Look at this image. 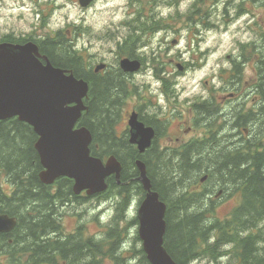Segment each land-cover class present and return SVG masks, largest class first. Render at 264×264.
<instances>
[{"label": "trees", "instance_id": "obj_1", "mask_svg": "<svg viewBox=\"0 0 264 264\" xmlns=\"http://www.w3.org/2000/svg\"><path fill=\"white\" fill-rule=\"evenodd\" d=\"M254 1L258 2L259 0ZM251 2L252 0H240L236 9L238 15L247 12ZM230 7L231 1L225 8V15L228 14ZM253 26L255 28L262 27L257 22ZM260 27L255 31L256 42L254 40L247 45L242 43V50L247 51L233 60V68L230 73L234 78L232 89L240 90L244 68L246 63L256 60L253 56V52H255L258 58L259 76L250 87L251 97L254 95L255 98L264 102V29ZM54 47L56 57L52 64L64 70H72L77 78L87 81L85 61L80 50L76 49L68 40L62 39L59 43L54 44ZM106 81L105 78L93 80L92 91L95 101L90 111L83 115L80 125L86 126L92 132L93 142L90 148L93 156L101 159L114 156L123 166L122 184L119 186L114 179L108 181L111 191L119 189L118 197L114 195L111 199L117 201L120 196L126 203L131 193V185L141 192V196H145L138 180L140 172L136 166L138 160L143 161L153 189L159 192L161 200L168 205L167 221L169 226L174 227L167 231L165 247L178 264H187L197 256V239H205L206 228H201L199 222L204 215L210 212V209L206 208H196L195 212L190 211L192 201L197 199L198 194L191 192L190 187H187L198 182L197 174L201 170L200 163L205 159L197 155V148L202 145L194 146V149L187 147L183 155L176 158H163L161 156L163 152H157L152 156V151L145 155H139L136 147L129 143L128 137L120 136L118 133L121 118L119 109L122 106L118 98L122 96L121 89L117 91L116 86H109V80ZM217 98V111L220 113L223 105L218 95ZM240 115V121L236 125V129L238 128L240 132L252 121L262 122V113L255 116L250 111L247 116H242L243 113ZM256 133L252 134L253 139L234 140L235 147L228 145V149H223L222 153H219L222 160L216 162H219L216 167L218 172L215 170V166L207 169L209 180L215 179L218 185H223L228 179L242 191L243 202L239 207L233 209L231 213L233 219L227 221L226 229L234 236H238L239 232L242 235L247 233L238 239L236 250L237 257L245 264H264V141H262V134H258L257 131ZM37 139L33 130L18 119L0 122V214L16 217L19 220L20 225L16 231L37 234L40 239L47 237L48 242H51L52 238L48 236L52 230H58L57 219L54 218L55 207L65 199L72 200L73 181L63 178L57 181L54 186L42 184L39 174L43 168L35 149ZM180 151L182 150L178 152ZM4 183L8 186H5ZM172 215H177L180 219L173 223ZM21 225H26V227ZM112 232L118 233L113 244L102 240L99 246L98 243L94 244L92 239H89L86 244L88 247H84L79 244L78 240H70L68 245L75 246L71 259L78 261L77 264H91L90 260L86 258L88 250L93 255L95 251L101 253L102 250H96V248L102 247V249L108 250L107 255L113 258L114 263L119 264L122 253H117V250L126 233L122 230V234H120L121 230L119 231L117 228H112L109 235H112ZM136 240L139 241L138 237ZM43 250L46 253L45 256L53 254L46 247ZM139 253L142 256L141 264H149L143 251L140 250ZM64 258L68 260L66 255ZM94 260L95 256H93L92 262ZM125 262L123 261L121 264Z\"/></svg>", "mask_w": 264, "mask_h": 264}, {"label": "rangeland", "instance_id": "obj_2", "mask_svg": "<svg viewBox=\"0 0 264 264\" xmlns=\"http://www.w3.org/2000/svg\"><path fill=\"white\" fill-rule=\"evenodd\" d=\"M230 1L231 7L228 14L225 15V8L228 7ZM13 2L17 4L31 2L34 4V6L37 4V0H13ZM187 2L189 3V8L184 14L177 12L175 15H171L167 19L162 18V20H158L152 19L153 15H157L153 11L157 4H166L168 6L174 7L179 3V0H114V3H116L118 6L122 5L126 9L125 15L132 18L120 21L118 26L106 27L101 33L96 34L92 38L105 43L115 44L116 53L114 63L117 60L116 54L119 55V53H130L129 46L126 50L119 51V44L122 43V41L127 40L130 42L138 39L135 45L137 47L138 54L147 58L148 66L149 68L153 69L154 77L159 80L161 77L166 78L168 83H166L165 88H167V85L170 82H175V93L179 95L181 102L187 100V108L189 109L194 107V105L199 104L201 96L206 97L212 92L217 95L218 92H220L218 96L221 100V90H225L228 87H234V78L230 73L233 68L232 62L244 51H247L242 50V43L247 45L254 40L255 42L257 41L255 31H257V28L260 26L255 28V26H253V21H256L257 24L262 26L260 28L264 29V0H259L258 2L252 0V2L248 5V11L240 15H238V12L236 11L240 0H223L224 7L222 9L219 8L222 0H187ZM65 3L77 4L81 11L86 12L88 10L81 8L78 0H40L41 15L39 16V23L31 21H25V23L31 30L36 26L43 36L53 35L54 37L58 31H61L60 34L63 37V40L70 41L75 39L76 44L79 37L83 36L85 33L90 34L91 30L83 27L82 25L72 24H66L62 30L57 31H53L47 27L50 17L55 13L60 12L63 9ZM194 5H196L195 8H193ZM233 10H235L234 13ZM1 14L3 16L2 12ZM241 17H247V19L241 20ZM17 19H23V16L21 15ZM151 20L159 23L156 29L154 31H141V23L150 25ZM160 21H163V24H161ZM238 21L239 23H237ZM197 25L200 27L197 28ZM233 25H236V27L233 28ZM7 26H12L19 30L17 24H10ZM161 29H163L166 33L171 31L176 35L177 39L165 42L162 38L161 43H166V47L162 51L159 50V48L154 51L150 47L151 40L153 34L157 31H160ZM182 29H187L188 31V36L186 37L188 44L186 47L191 52V58L188 62L183 60L182 54L179 51H177L175 55L167 54L172 48H175L179 44V36ZM19 31L22 33H27L21 30ZM205 43H207L209 46L201 51V46ZM146 46L149 47V51L147 53L139 51L141 48ZM79 50L85 57L87 56L88 58L91 57L92 59L106 60L103 57H99L98 54L91 53L86 46L80 47ZM108 50L111 51L110 49ZM253 56L256 58V60L251 63H246L242 79L243 82L239 86L240 89H250L252 83L256 81V77L259 76L257 67L258 58L256 57L255 52H253ZM172 60H175V62H172ZM225 62H227L230 67H224L223 65ZM179 65H188V68L184 72H180L178 69ZM205 69L206 71H204ZM197 71L201 73L199 79H197L195 75ZM190 72L193 73L191 76L189 75ZM156 75L160 76V78H157ZM213 79H216L220 82V87H216L211 83ZM182 80L183 83H181ZM194 80L196 81L195 83H193ZM138 84L142 85L139 89L141 90L142 95L145 96L148 93V88L150 85L141 81H138ZM170 87L171 85H169V89ZM172 90L173 88L171 91ZM253 97L254 95L249 98L250 105H252ZM171 101H173L174 104L178 103V100H174L173 98H171ZM222 101L224 100L222 99ZM230 104L231 101L222 102V105H227V108H233V106H235V108L237 107V102L235 105L228 107ZM129 110L130 108L126 107L124 114ZM130 115L128 116L126 122L121 120L119 129L120 134L122 131L126 130ZM217 124L220 132L222 130L223 121L219 119ZM188 126H186V128ZM229 133L230 134L228 136L218 137L223 147H226L227 140H231L229 139L230 135L234 133V131H232V126L229 130ZM242 133L243 136L247 135L244 132ZM223 134H228L227 129L223 131ZM197 176L198 183L193 187L192 191H203L204 187L202 184L205 185V182H199V180L201 181V179L205 176V173L202 172ZM4 185L8 186L6 183H4ZM130 190L131 193L126 203L120 196V205H117L116 200L112 199L114 205H109V207L114 206L115 215L107 224H102L99 220V216L104 211H106V209H101V211L97 212L95 216L88 215L90 209L96 208L100 203L106 200L92 202L89 200L80 199L78 202L70 204L69 208H60L59 213L62 216L61 223L63 232L65 234L74 233L82 225L83 227L81 232L83 235L91 236L100 234L99 236L102 238L99 241L103 240L104 242H110L113 244V242H115L117 239L118 233L112 232V235L108 236V234L111 232L110 230L112 228H117L119 231L121 230L120 234H122V230H124L126 235L124 240L119 245V250L121 253H128L126 256L127 260L124 264H129V261L132 259H135L137 264H141L142 256L139 253L141 249V243L139 242V238V241L136 240V237L138 236V225H136L135 222L141 199V192L136 190V188L132 185ZM230 194V191L226 193L224 201L214 208L213 215L212 211L207 214V217L210 221L206 223L209 227L211 225H215L216 222L213 221H218V219L221 221L224 217H229L235 208L234 206L239 203L241 199L240 195L235 194L234 198H232V195L230 196ZM132 197L136 198L137 203L135 206L130 204ZM237 198H239L238 201H236ZM216 204H218V201H216ZM129 212L131 213L130 215L128 214ZM258 228L260 227L258 226ZM209 236L212 235L209 233ZM125 244L129 245L127 249L123 248V245ZM137 245H139V247H137ZM96 249H101L102 252L93 254L95 256V260L92 262V264H113L110 256L103 253L102 247ZM222 250L230 251V254L227 255L229 258L227 264H241L235 254L231 253L233 250V245L227 249L223 247ZM4 262V256L0 255V264H3ZM196 262L197 264H220V257L217 258L216 255L211 252V250L206 249L204 252H202L201 256L196 260Z\"/></svg>", "mask_w": 264, "mask_h": 264}, {"label": "water", "instance_id": "obj_3", "mask_svg": "<svg viewBox=\"0 0 264 264\" xmlns=\"http://www.w3.org/2000/svg\"><path fill=\"white\" fill-rule=\"evenodd\" d=\"M94 0H80L83 7ZM38 47L26 45H0V121L19 118L33 127L38 135L35 148L44 171L41 182L53 185L68 177L75 181L74 193L87 191L89 196L107 190V179L115 175L120 179L122 166L111 157L106 163L91 155L92 134L86 127H77L83 112L89 86L67 70L55 68L49 61H40ZM125 72L140 70L137 61L124 60ZM102 68V67H100ZM132 144L140 153L150 147L154 131L137 120L130 119ZM140 181L147 192L139 211V236L151 264H176L164 247L167 230L166 205L153 190L145 164L137 162ZM16 220L0 215V233L14 230Z\"/></svg>", "mask_w": 264, "mask_h": 264}, {"label": "flooded vegetation", "instance_id": "obj_4", "mask_svg": "<svg viewBox=\"0 0 264 264\" xmlns=\"http://www.w3.org/2000/svg\"><path fill=\"white\" fill-rule=\"evenodd\" d=\"M2 3L3 0H0V4ZM40 11V0H37V4L33 8V13L40 16ZM0 18H2L1 12ZM6 27L8 29L7 31L5 30ZM57 34L58 32L54 37L53 35L50 37L43 36L36 26L31 31L22 33L17 28L6 26L0 23V45L26 44L28 42H33L39 46L40 54L42 56L40 60L44 64L47 62V59L51 62L54 60V57H56L54 44L58 43L59 34ZM137 41L138 39L130 42L127 40L122 41V43L119 44V51L126 50L128 46L131 47L135 45ZM116 57L117 60L115 63L114 59L112 61H107L104 59H92L91 57H87L85 60L86 74L88 75L87 82L90 88L89 97L86 101L87 106L90 110L93 102L95 101L93 91H91L93 89V80L95 78H98L99 80L105 78V82H107L106 80H109V86H116L117 91L121 89V93L124 94L123 97L125 104L122 111V121L126 122L128 116L132 114L133 116L137 117L139 122L143 123L146 127L151 128L154 131L155 139L152 156L158 151L163 152L161 155L163 157L168 155L175 156L178 154V152H172V150L176 151L183 149L182 147L184 145L192 143L195 145L198 144V146L202 145L197 148V153L199 154L200 158L206 157L216 159L220 156L219 153H222L223 149L229 148L223 147L218 137L228 136L230 134L229 130L231 126L232 131H235L237 122L240 121V114L243 113L242 116H247L250 114V111H252L254 115L261 114V100L256 102V98L254 97L252 99L253 105L249 104V98L251 95L249 88L240 89L238 91L237 89H232L231 91H229V89L221 90V102L231 101V104L228 107L235 105L237 102L236 108L235 106H233V108H227V105H224L225 108L219 111L220 113H218L217 95H219V92L217 95L212 92L206 97L201 96L199 104H196L194 107L188 109L186 103L187 100L181 102L179 95L175 93V82H170L167 85V88H165L168 80L166 78H160V76L156 75L157 78H160L162 81V88L160 90L165 93L167 98L166 106H159L156 103V97L150 95L149 92L145 96L142 95L141 90L139 89L142 85H139L138 80L135 79L138 75L144 74L146 69L149 68L147 58L140 56L138 54L137 47L134 46L132 47L130 53H119V55L116 54ZM123 59L139 61L141 64V70L139 73H125L121 69V61ZM172 62H175V60H172ZM100 66L102 68H99ZM178 67L181 68V70H179L180 72H184L188 68V65H179ZM169 85L173 87L172 91L169 89ZM171 98L178 100V103L174 104L173 101H171ZM222 99L224 101H222ZM126 107H129L130 110L124 114ZM218 118H221L227 124V135L222 133L224 128H222V130L219 132L217 124ZM186 126L188 127L186 128ZM248 127L255 131V129L251 127V124H248ZM260 128L262 129L259 130V132L262 133L264 131L262 122L260 123ZM249 131V129H245L247 134ZM238 134L239 132L232 133L230 135L233 137L230 145L234 146V140L236 138L235 135ZM238 138L246 140L251 139L252 137L249 135L248 137ZM226 144L229 145L228 140L226 141ZM183 153L184 149L183 151L179 152V155L181 156ZM216 171L219 170L216 169ZM222 194L223 191H220L218 195H216L214 191L213 193L206 194L204 195V202L206 201L207 205H212L216 201L221 203L224 201V199L219 198L222 196ZM68 205L69 204H65V206H62L61 208H69ZM215 230L211 234V238L217 237ZM17 235L18 233L0 234V240H7L5 245L4 242L1 244L4 246H12L10 249H6L4 252L0 250V254L4 255L5 258V262L3 264H46L48 262V257L42 255V244H40L41 240L37 237V234L20 233L19 235L21 236L19 239L14 238ZM49 237L53 238L54 243H59L58 241L63 242L65 234L53 232ZM68 243L69 241H67L65 245ZM210 245L214 244L211 243ZM58 250L62 257L66 255L67 258L72 252V248L68 249L64 247L62 249L61 247H58L51 256V260L53 263L55 262V264H59L57 261L59 259V256L57 255ZM61 264H65V262H62Z\"/></svg>", "mask_w": 264, "mask_h": 264}, {"label": "clouds", "instance_id": "obj_5", "mask_svg": "<svg viewBox=\"0 0 264 264\" xmlns=\"http://www.w3.org/2000/svg\"><path fill=\"white\" fill-rule=\"evenodd\" d=\"M223 7L224 3L222 0L219 8L222 9ZM33 8L34 5L31 2H26L25 4H17L14 3L13 0H3V3L0 4V12L3 13L2 18H0V23L6 26L10 24H17L19 30L24 32L31 31L25 21L39 23L40 19L38 14L33 13ZM188 8L189 3L187 2V0H179V3L174 7L168 6L166 4H157L154 7L153 11L157 14L156 19L159 20L162 18L167 19L169 16L175 15L177 12H179L180 14H184L188 10ZM234 11L235 10H233V13ZM125 12L126 9L122 5L118 6L116 3H114V0H95L93 6L86 12L81 11L77 4L65 3L63 9L60 12H57L50 17L47 27L53 31H57L62 30L66 24H72L82 25L83 27L90 29V34L85 33L83 36L77 39L75 47L79 49L82 46H86L91 53L98 54L99 57H103L107 61H112L115 58L116 53L115 44L105 43L103 41L93 39L92 37L98 33H101L106 27L118 26L120 21L131 19L132 17L126 16ZM21 15L23 16V19L18 20L17 18ZM243 19H247V17H241V20ZM237 23H239V21ZM196 27L199 28L200 26L197 25ZM232 27L235 28L236 25H233ZM5 30H8L7 27L5 28ZM187 36V29H182L179 36V44L175 48H172L167 54L175 55L176 52L179 51L182 54V58L185 62L190 61L191 52L186 47V45L188 44V41L186 39ZM162 38L165 42L177 39L176 35L171 31L166 33L163 29H161L160 31H157L153 34L150 45L152 50L155 51L157 50V48H159V50L162 51L166 47V43H161ZM208 46L209 45L205 43L201 46L200 50L202 51ZM108 49H110L111 51H109ZM139 51L147 53L149 51V47H143ZM223 66L226 68L230 67L227 62H225ZM204 71H206V69ZM192 74L193 73L191 72L189 73L190 76ZM195 75L197 79H199L201 73L197 71ZM135 79L149 84L150 87L148 88V92L150 95L156 97L157 105L166 106V95L160 90L162 88V81L154 77L152 68H147L144 74L138 75ZM195 82L196 81L194 80L193 83ZM181 83H183V80L181 81ZM211 83L216 87H220V82L216 79H213ZM118 202L119 201L117 199L116 203ZM136 203V198L132 197L130 200V204L132 206H135ZM109 205H114L112 199L106 200L100 203L96 208L90 209L88 215L95 216L97 212L101 211V209H106V211H104L99 216V220L102 224H107L115 215L114 206L109 207ZM128 214L130 215L131 213L129 212ZM101 238L102 237L99 235L96 236L97 240H100ZM128 247V244L123 245V248L125 249H127ZM137 247H139V245H137ZM224 247L227 249L230 248L231 245H225ZM228 259L229 258L227 256L220 257V264H227ZM129 264H137V261L135 259H132L129 261ZM192 264H197V262L193 261Z\"/></svg>", "mask_w": 264, "mask_h": 264}, {"label": "bare ground", "instance_id": "obj_6", "mask_svg": "<svg viewBox=\"0 0 264 264\" xmlns=\"http://www.w3.org/2000/svg\"><path fill=\"white\" fill-rule=\"evenodd\" d=\"M108 34V33H107ZM113 35V34H112ZM84 69V68H83ZM169 117V116H168ZM4 166V165H3ZM193 181V180H192ZM53 214V213H52ZM11 215V214H10ZM128 218V217H127Z\"/></svg>", "mask_w": 264, "mask_h": 264}]
</instances>
